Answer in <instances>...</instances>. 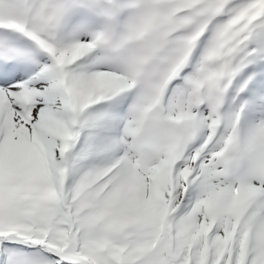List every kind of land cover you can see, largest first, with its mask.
I'll return each instance as SVG.
<instances>
[{
    "label": "snow or ice",
    "instance_id": "snow-or-ice-1",
    "mask_svg": "<svg viewBox=\"0 0 264 264\" xmlns=\"http://www.w3.org/2000/svg\"><path fill=\"white\" fill-rule=\"evenodd\" d=\"M0 264H264V0H0Z\"/></svg>",
    "mask_w": 264,
    "mask_h": 264
}]
</instances>
